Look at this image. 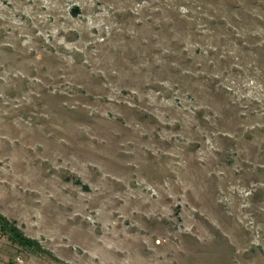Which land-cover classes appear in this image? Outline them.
<instances>
[{"label": "rangeland", "instance_id": "obj_1", "mask_svg": "<svg viewBox=\"0 0 264 264\" xmlns=\"http://www.w3.org/2000/svg\"><path fill=\"white\" fill-rule=\"evenodd\" d=\"M0 214V264H264V0H0Z\"/></svg>", "mask_w": 264, "mask_h": 264}, {"label": "trees", "instance_id": "obj_2", "mask_svg": "<svg viewBox=\"0 0 264 264\" xmlns=\"http://www.w3.org/2000/svg\"><path fill=\"white\" fill-rule=\"evenodd\" d=\"M9 226V228H7ZM0 227L1 230L8 234V238L13 242L18 244L21 247H37L40 248L38 242H35L34 239L25 236L23 232L13 223H10L2 214H0Z\"/></svg>", "mask_w": 264, "mask_h": 264}]
</instances>
